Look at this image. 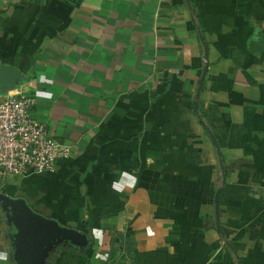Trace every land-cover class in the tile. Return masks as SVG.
<instances>
[{
	"label": "crops",
	"instance_id": "0c3cea01",
	"mask_svg": "<svg viewBox=\"0 0 264 264\" xmlns=\"http://www.w3.org/2000/svg\"><path fill=\"white\" fill-rule=\"evenodd\" d=\"M189 1L0 0V65L75 148L1 191L87 235L47 264H264V0ZM16 234L0 201V264Z\"/></svg>",
	"mask_w": 264,
	"mask_h": 264
},
{
	"label": "built area",
	"instance_id": "2783aa9c",
	"mask_svg": "<svg viewBox=\"0 0 264 264\" xmlns=\"http://www.w3.org/2000/svg\"><path fill=\"white\" fill-rule=\"evenodd\" d=\"M36 96L25 91L0 95V192L9 179L55 175L75 148L56 140L34 117Z\"/></svg>",
	"mask_w": 264,
	"mask_h": 264
},
{
	"label": "water",
	"instance_id": "95a60500",
	"mask_svg": "<svg viewBox=\"0 0 264 264\" xmlns=\"http://www.w3.org/2000/svg\"><path fill=\"white\" fill-rule=\"evenodd\" d=\"M186 2L192 10L190 1L186 0ZM206 73L207 67L204 68L200 78L197 96L201 93ZM24 82H27V79L17 68L0 65V95L20 90L18 85ZM194 107L198 111L197 102ZM219 198L220 192L215 198L217 211ZM0 201L10 209L12 222L17 229L15 244L16 260L19 264H47L51 253L60 245L83 249L88 247L89 240L86 234L35 212L24 198H12L0 192Z\"/></svg>",
	"mask_w": 264,
	"mask_h": 264
},
{
	"label": "trees",
	"instance_id": "16d2710c",
	"mask_svg": "<svg viewBox=\"0 0 264 264\" xmlns=\"http://www.w3.org/2000/svg\"><path fill=\"white\" fill-rule=\"evenodd\" d=\"M67 227H69V226H67ZM71 228V227H70ZM52 258H53V255L51 256Z\"/></svg>",
	"mask_w": 264,
	"mask_h": 264
}]
</instances>
